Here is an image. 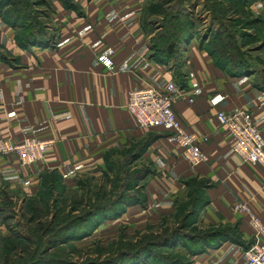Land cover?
Listing matches in <instances>:
<instances>
[{"label":"crops","instance_id":"0c3cea01","mask_svg":"<svg viewBox=\"0 0 264 264\" xmlns=\"http://www.w3.org/2000/svg\"><path fill=\"white\" fill-rule=\"evenodd\" d=\"M72 1L68 8L47 0L53 37L26 49L0 20V137L54 139L29 166L0 157V202L6 195L18 202L36 197L42 176L51 172L65 189H74L101 173L107 154L142 146L140 156L152 167L143 180L144 204L128 206L111 221H126L134 237L169 216L194 185L203 200L200 224L225 238L193 254L190 264H244L253 229L233 206L245 202L264 225V171L232 153L231 137L214 115L245 110L264 135V0L247 5L260 19L258 46H239L240 57L224 69L193 43L181 51L176 69L171 56L156 60L152 34L143 28L142 0ZM101 55L111 69L97 60ZM171 81L185 96L173 101V111L182 127L199 137L206 155L205 162L192 167L170 127L139 128L124 107L131 89ZM214 94L223 98L211 106Z\"/></svg>","mask_w":264,"mask_h":264},{"label":"rangeland","instance_id":"374dc122","mask_svg":"<svg viewBox=\"0 0 264 264\" xmlns=\"http://www.w3.org/2000/svg\"><path fill=\"white\" fill-rule=\"evenodd\" d=\"M248 1L142 0L141 19L145 32L152 34L153 50L154 39L167 34L166 47L173 50L169 63L176 69L187 43L211 47L221 58L231 52L224 46L228 42L238 49L243 44L257 47V20L247 9ZM48 15L44 0H0V20L15 23L19 37L27 30L51 40ZM122 151L109 156L99 175L82 179L74 190L53 189L43 199L36 196L24 202L6 195L0 202V264H190L195 249L211 238L198 220L197 205L192 213L188 202L180 203L134 243L126 221L110 220H99L97 229L85 238L59 243L70 237L63 232L64 225L87 228L95 206L142 195L143 180L152 167L134 156L136 150Z\"/></svg>","mask_w":264,"mask_h":264},{"label":"built area","instance_id":"2783aa9c","mask_svg":"<svg viewBox=\"0 0 264 264\" xmlns=\"http://www.w3.org/2000/svg\"><path fill=\"white\" fill-rule=\"evenodd\" d=\"M97 60L106 69H111L110 60L106 57L101 55ZM184 97L182 89L172 81L162 86L146 84L128 91L124 107L139 128L170 127L175 145L192 167L205 162L206 155L199 147V137L187 132L173 111V101ZM222 98L214 94L208 102L214 106ZM186 100L192 101L189 97ZM214 118L231 137L232 153L242 162L258 165L264 171V135L253 124L249 113L242 109L218 111ZM202 140L205 141V138ZM53 143L52 138L40 139L35 136H24L18 141L0 137V157H13L18 165L29 166L41 159L44 151ZM233 209L245 213L253 229V241L243 250L244 264H264V225L245 202L236 203Z\"/></svg>","mask_w":264,"mask_h":264},{"label":"trees","instance_id":"16d2710c","mask_svg":"<svg viewBox=\"0 0 264 264\" xmlns=\"http://www.w3.org/2000/svg\"><path fill=\"white\" fill-rule=\"evenodd\" d=\"M44 1H46V3H47V0H44ZM60 1L62 2V4L65 7H68V8L72 7V2H73L72 0H60ZM252 1H255V0H249L247 5L249 3H251ZM239 2H240V0H239ZM255 18L257 20V23L259 24L260 19L257 17H255ZM1 21L14 30L15 42L18 45V47H20L22 49H26L30 45L41 44L45 41L44 37L40 36L39 34H37L35 32L32 33V32L27 31V30L20 37L16 36L15 35L16 27L14 26L15 23H12V22L5 20L3 18H1ZM258 24H256V25H258ZM171 29L173 32L172 27H171ZM166 37H167V34H159L154 39L155 49L153 50V55H154V58L156 60L161 61V62H163L166 58L170 57L173 54V50L171 52H168V50H167V47L165 44L166 39H167ZM224 46H227L228 49L231 50V52L228 51V53L225 54V58H221V56H218L217 53H215L214 49L211 47H204L203 48L214 59V63L222 69L225 68L226 64H229L234 59L240 57L239 56L240 52L238 51V48L235 44L233 45L230 42H228V43H225ZM230 73L232 74L233 72H230ZM127 150H130L131 152L136 150L137 153H134V156L137 157V156L141 155L142 146L132 147L131 149H127ZM127 150H124L122 152L128 153ZM112 154H114V152ZM112 154L111 153L107 154V156L104 157L103 168L105 167V165L107 163V158L109 156H111ZM78 184H77V186H78ZM53 189H57L58 191H63V192L74 190V189H71V190L65 189V187L61 184V181H60V178L58 177V175H56L54 172H51V173H46L45 175L42 176L40 189H39L36 196L38 197L39 200L43 199V197L47 194V192H49L50 190H53ZM196 191H197V189L195 188L194 185H192V188L190 189V191L187 194L188 199L185 201H182V202H188L187 204H190V209H191L192 213L194 212V210H192V209H194L196 205H197L198 211H199L200 206L203 204V200L201 199L200 194L197 193ZM35 198L36 197H33V198L28 199L26 201H31V200H34ZM137 204L138 205L144 204L143 193L141 196H133V195L127 196L126 195L124 197H121V200L114 198L113 200H108L107 202H105V204H100L98 206H95L92 213L90 214L91 221H89V223L87 224V228L86 229H81V228L73 229V228H69V226H70L69 224L64 225L63 226V232L66 234V236H70V237H66V238L63 237V239L59 240V243H61L62 240H75V239L77 240V239L85 238V237L91 235L93 233V231L97 229L99 220L100 221L115 220V219L119 218L124 213V210L126 207L132 206V205H137ZM191 212H189V213H191ZM150 229H154V227H147L143 232H140V233L137 232L134 235L133 241H131V242L134 243L135 240L140 239L139 236H141L142 234H145ZM209 234H210L211 240L204 242L200 248L195 249L196 251H194L191 254V256L193 254H197V253L201 252L205 248V246H208V247L213 246L218 240H221L224 237L223 235H220V237H219V235H216V233H211L210 230H209ZM142 248H144V247H142ZM148 255H152V254H148ZM139 264H144V262H139ZM145 264H148V263H145ZM154 264H158V263H154ZM162 264H169V263H162Z\"/></svg>","mask_w":264,"mask_h":264},{"label":"water","instance_id":"95a60500","mask_svg":"<svg viewBox=\"0 0 264 264\" xmlns=\"http://www.w3.org/2000/svg\"><path fill=\"white\" fill-rule=\"evenodd\" d=\"M167 50H168V52H171V51H172V47H171V45H168V46H167Z\"/></svg>","mask_w":264,"mask_h":264}]
</instances>
